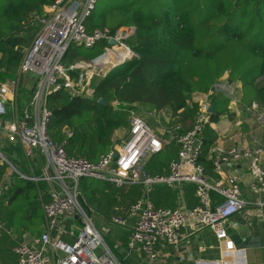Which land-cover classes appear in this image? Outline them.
I'll return each mask as SVG.
<instances>
[{"label":"built area","instance_id":"obj_1","mask_svg":"<svg viewBox=\"0 0 264 264\" xmlns=\"http://www.w3.org/2000/svg\"><path fill=\"white\" fill-rule=\"evenodd\" d=\"M96 3L97 0H55L42 13L36 14L34 22L39 27L30 46L23 49L16 77L0 85V143L7 141L14 146H22L28 159L39 158L34 152L37 148L46 153L48 164L42 167V175L28 176L19 170L15 172L34 181L49 182L52 196L43 204L46 220L39 244L21 241L16 246L17 263L45 264L46 252L53 249L63 252L58 257V264H119L108 248L98 252L104 240L81 203L84 198H81L79 185L84 177L114 183L118 187L137 184L144 188V195L130 206L131 215L137 219L128 245L131 248L139 245L149 264L160 259L159 244L178 245L182 239L181 229L188 225L210 227L225 243L226 253L234 250L235 243L229 237V219L243 210L246 202L242 199L238 176L225 171L221 164L233 168L235 162L249 159L253 177L251 186L264 192V145L254 149L241 146L230 150L217 148L213 159L214 171L219 174L217 177L206 170L200 159L204 151L205 129L213 122L210 107L214 96L219 91L228 90L231 102L238 104L241 100L237 97V89L217 83L205 93H195L187 105L192 107L197 103L198 113L185 131L181 123L168 124L164 130L156 129L138 110L127 108L129 127L125 137L94 162L83 156H70L66 152L67 139L56 141L48 133L53 117L49 95L65 89L71 96L92 98L95 89L91 85L96 76L106 77L111 69L128 63L136 56L129 44V37L137 31L136 26H124L115 32L110 28L88 31L85 19ZM111 40L115 43L112 44ZM101 41H105L107 46L100 56L76 60L69 66L64 62L72 43L91 48ZM28 72L36 73L39 78L33 94V111L31 108L17 111V88L21 84V76ZM112 103L117 107L122 105L118 99ZM246 108L264 130V110H261L260 103L253 101ZM235 125H240V122ZM62 130L67 138L73 136L68 124H63ZM172 142L177 145L178 155L170 162L169 173L149 174L145 170L149 158L162 153ZM0 156L6 161L7 156L1 150ZM189 183L196 187L199 204L195 206L169 208L155 206L151 200L153 186L161 184L177 189L178 198L184 203L185 188ZM1 191L0 188V196ZM213 191L219 197L216 200L212 197ZM77 215L83 222V229L74 242L65 241L60 235L52 236L60 229L61 218H75ZM113 221L126 224L120 216H114Z\"/></svg>","mask_w":264,"mask_h":264},{"label":"trees","instance_id":"obj_2","mask_svg":"<svg viewBox=\"0 0 264 264\" xmlns=\"http://www.w3.org/2000/svg\"><path fill=\"white\" fill-rule=\"evenodd\" d=\"M54 1L0 0V85L16 77L23 49L30 46L39 27L34 22L35 15ZM117 1L119 12L117 18L113 16L115 25L91 20L95 6L85 19L87 29L90 32L110 28L115 32L124 26H136L137 31L129 37L136 56L111 69L94 85L92 98L71 96L65 89L48 96L53 115L48 133L56 141L67 139L66 152L70 156H83L94 162L112 149L115 131L129 127L128 113L114 108L115 99L128 104V108L136 104L153 110L170 107L173 112L170 125L181 123L185 131L198 113V104L190 107L187 101L196 92L205 93L228 73L229 82H242L243 99L248 105L253 101L264 104V0ZM103 43L106 42L86 50L90 52ZM84 56L88 58V54ZM21 78L20 88L34 94L39 81L36 73H24ZM101 98L105 103H101ZM230 100L225 92L219 91L214 96L212 121H218ZM63 124L70 126L72 137L67 138L63 133ZM205 130L200 162L208 172L214 173L207 158L216 133L209 126ZM174 143L166 146V158L162 165L152 168L153 173H168L169 164L178 153ZM0 150L20 173L42 175L41 159H28L22 146L6 141L0 143ZM9 168L0 156V234L4 238L38 231L45 221L43 204L52 198L47 181L25 178ZM80 185L90 204L98 196L106 197L107 206L113 209L111 213L117 211V195L129 207L144 191L139 185L118 188L86 177L80 180ZM195 189L193 185L187 188L191 205L197 203ZM105 191L110 192L105 194ZM155 195V206H176L171 188L155 187ZM212 197L219 198L214 191ZM81 203L85 208L83 199Z\"/></svg>","mask_w":264,"mask_h":264},{"label":"crops","instance_id":"obj_3","mask_svg":"<svg viewBox=\"0 0 264 264\" xmlns=\"http://www.w3.org/2000/svg\"><path fill=\"white\" fill-rule=\"evenodd\" d=\"M262 79H264V77ZM219 84H226L230 88L237 89V97L241 102L238 104L232 103L231 99L228 108L224 114L219 117L218 121H213L208 125L216 133L215 142L211 147V152L207 158L214 172L211 174L215 177H217V175L219 176L213 168V159L217 154V148L230 150L233 147L241 146L243 148L254 149L257 146L264 145V130L261 129L256 117L246 108L248 103L243 99L244 92L242 82H229V74L227 73L223 75ZM221 92H225L231 97L230 92H227V90ZM196 93L197 95L200 94L199 92ZM261 105V110H264V104ZM154 112L156 114V110H153V112L150 113ZM142 116L147 120L145 114L142 113ZM160 117L165 120V125L158 129L164 130L168 124H170V117L166 115H160ZM192 121L193 119L190 121V125L192 124ZM236 122H240V125H235ZM174 144L177 150V145L176 143ZM221 165L225 171L233 172L238 176V185L242 191V199L246 202V207L229 219V237L237 242H239L240 238L243 240H246L247 238L254 239V241H249L250 243L247 247L241 246L242 244H235V249L228 250L226 253L225 243L221 242L216 237L214 231L210 227L198 228L195 225H188L181 229L182 239L178 245L159 244L158 249L161 252V256L155 264H264V206L261 205V203L264 204V192L256 191L251 186L253 177L249 167V159L235 162L233 168L228 167L224 163ZM169 170L167 171L168 173ZM106 183L110 185L114 184L109 182ZM132 185H124L122 187L115 186L127 189ZM189 185L195 187V184L193 183H189L186 186L184 203L179 200L177 189L170 187L173 191L176 203L175 207L179 205H186L189 207L199 204V199L196 196V189L193 195L194 200L197 203L195 205L189 203L191 202V199L189 200L187 196V188ZM155 187L169 188L164 185L153 186L151 192V200L153 203L154 199H156ZM108 192L110 191H105V194H108ZM120 197V195H117L119 203L116 204L117 206H115V208L117 211L114 213H111L113 212V209H111L110 206H107L106 197L101 198L98 196L97 199H95L94 204H90L88 200H83L84 205L86 206L84 209H86L94 226L98 228L103 236L104 245H101L98 252L100 253L108 248L119 264H149L145 252L139 245L133 248L128 245L137 217L131 215L130 206L128 207L127 205H124V201ZM99 204L100 207H98ZM93 206H95V208ZM114 216L124 218L126 224L122 225L114 222ZM78 221L83 226L80 217L78 218L76 216L75 218H69L64 216L59 222L60 229L54 231L52 236L57 237L60 235L65 241L74 242L77 235L80 233V231H74V226ZM44 223L45 221L40 225L38 228L39 230L36 232L25 231L20 236L19 234L15 236L10 234V236H5V238L0 234V264H18L16 246L23 240L38 245L41 234L44 231ZM61 255H63L62 251L49 249L45 254V264H58V257Z\"/></svg>","mask_w":264,"mask_h":264},{"label":"rangeland","instance_id":"obj_4","mask_svg":"<svg viewBox=\"0 0 264 264\" xmlns=\"http://www.w3.org/2000/svg\"><path fill=\"white\" fill-rule=\"evenodd\" d=\"M117 2H118L117 0H97L96 8L93 11L94 14H93L91 20H95L97 22L99 21L100 23H101V21L106 22L108 25H113V24L115 25L116 19H114L113 16H115V18H117L118 12H119V9L117 7V5H118ZM106 46H107V43H103L100 46L92 48L91 51L89 52L88 50H86V49H88L87 47L79 46L77 44L72 43V45L70 46V48L68 49V51L64 57L65 58L64 62L69 66L70 64H72V62H74L76 60H80V59L91 60L93 58L100 56L105 51ZM84 54H88V58H86L84 56ZM104 78L105 77H103V76L102 77L96 76L94 78V80L92 81L91 87H93L95 89L94 85H98V83L100 81H102V79H104ZM9 87L11 88L10 85H9ZM93 88H91V89H93ZM227 92H229V91L227 90ZM2 97H6V96H2ZM33 101H34V97H33L32 92H30L26 89L20 88V86L17 88L16 103H15L17 111H21V110H24L26 108H31V110L33 111V106H32ZM127 106H128V104L125 103V104H122L121 106H118V107L114 106V108L116 110H123L126 112V109L128 108ZM134 108L136 110H138L139 113L145 114V116L147 117V122L150 123L156 129L161 128L165 125L164 124L165 120H163V118H161L160 115L161 116L166 115V116L170 117V120H171L172 115H173V112L170 109V107L164 108V109H159V110L156 109V114H155V112L150 113V112H153V109L147 108L146 105H144V104H136L134 106ZM159 119H161V120H159ZM127 129H128V127H126V128L121 127L115 131V135H114L115 144L121 142V140L125 137V135L127 133L126 132ZM0 135H2L1 129H0ZM4 141H6V140H4ZM34 152L39 156V159H41V162H42L41 166L46 167L48 164V157H47L46 153L42 152L41 149H39V148L35 149ZM166 155H167V153L164 151L160 154H156V155L150 157L148 160V164L145 166V170L149 174H152V175L161 174V173H153L152 168L162 165L164 162V158H166ZM9 169L12 171L11 167ZM48 185H49V188H48V191H49L51 189L49 182H48ZM157 186H161V184H157ZM79 187H80L79 190H81V196H82L81 198H84L83 200H87V197L85 195V190H83L81 185H79ZM95 206H93V207L95 208ZM82 229L83 228H82V225L80 224V222L79 221L76 222V224L74 226V231L79 232Z\"/></svg>","mask_w":264,"mask_h":264},{"label":"water","instance_id":"obj_5","mask_svg":"<svg viewBox=\"0 0 264 264\" xmlns=\"http://www.w3.org/2000/svg\"><path fill=\"white\" fill-rule=\"evenodd\" d=\"M111 43L114 44L115 43V40H111ZM101 103H105V99L104 98H101ZM214 108H215V103H212L211 104V107H210V111L214 112ZM5 157V156H4ZM6 161L8 162L9 166L16 172H18V169L15 167V165L7 158L5 157ZM77 217H79L77 215ZM249 241L253 242L254 239H246V240H243L242 238H240L239 242L237 241H233L236 245H239V244H242L241 246L243 247H247L249 245Z\"/></svg>","mask_w":264,"mask_h":264}]
</instances>
